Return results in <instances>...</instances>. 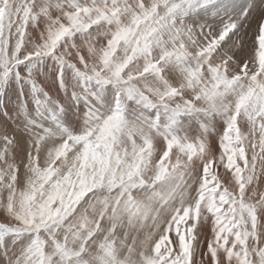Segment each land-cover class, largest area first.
<instances>
[{"label": "snow or ice", "instance_id": "1", "mask_svg": "<svg viewBox=\"0 0 264 264\" xmlns=\"http://www.w3.org/2000/svg\"><path fill=\"white\" fill-rule=\"evenodd\" d=\"M0 210V264H264V0H0Z\"/></svg>", "mask_w": 264, "mask_h": 264}, {"label": "rangeland", "instance_id": "2", "mask_svg": "<svg viewBox=\"0 0 264 264\" xmlns=\"http://www.w3.org/2000/svg\"><path fill=\"white\" fill-rule=\"evenodd\" d=\"M255 25H256V18L254 16L250 23V29L255 28ZM4 221H5V213L2 210H0V222H4Z\"/></svg>", "mask_w": 264, "mask_h": 264}]
</instances>
